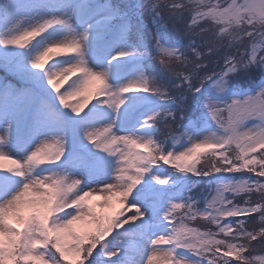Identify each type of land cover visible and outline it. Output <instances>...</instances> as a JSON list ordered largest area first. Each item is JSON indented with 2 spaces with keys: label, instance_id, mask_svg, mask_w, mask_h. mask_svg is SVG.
<instances>
[{
  "label": "snow or ice",
  "instance_id": "6c2138e0",
  "mask_svg": "<svg viewBox=\"0 0 264 264\" xmlns=\"http://www.w3.org/2000/svg\"><path fill=\"white\" fill-rule=\"evenodd\" d=\"M0 63V264H264V0H0Z\"/></svg>",
  "mask_w": 264,
  "mask_h": 264
},
{
  "label": "trees",
  "instance_id": "16d2710c",
  "mask_svg": "<svg viewBox=\"0 0 264 264\" xmlns=\"http://www.w3.org/2000/svg\"><path fill=\"white\" fill-rule=\"evenodd\" d=\"M112 2L117 3V4H121V3L127 4V3H132L133 0H112ZM167 2H171V0H167ZM145 20L147 21V17H145ZM163 23H166L168 25V28L173 33V35H175L177 37H184L186 43L188 42V40H190L189 39L190 35L177 33V32H179V30L175 31L176 30V24L187 23V17H185V19H183V20H171V19L167 18V14H166V20ZM197 31H198V29H194L193 32H197ZM197 37L199 38V36H197ZM205 39H208V37H205ZM196 41L199 44L204 40L196 39ZM233 49L235 50V48H233ZM201 51L205 52V56L203 57V62L206 64H209L210 70L214 68L216 71H220V67H222L223 63H224L223 57L225 55H227L226 54L227 50L224 48H220L217 52H215L211 56H209L207 54L206 48L202 47ZM217 65H219L220 67H218ZM202 75H203V73H202ZM8 83H11L12 85H15V86H21V81H20L19 77L17 76V74L15 72H13L7 65L0 63V85L8 84ZM173 94L174 95L176 94L175 91L173 92ZM183 107H184V113L183 114L188 116V117H191L193 119L197 118L201 113V108L198 105L197 101L192 98V94H189L188 101ZM179 115L180 114L178 113L177 114V121L175 124H172L171 120H169V124H171V126L173 128H179V124L181 123L179 120ZM161 128H162V131L165 133L168 131V129L166 127H164L163 125H161ZM165 167H168V166H165ZM193 180L197 181V178L193 177ZM213 187H214V185H213L210 178H199L197 186L195 188V194L198 198L201 195H207V193L209 191H211V189ZM254 199H255V197H254ZM189 226L200 227L201 230H206L209 227H213L203 220H197L194 223H190ZM213 230H214V228H213Z\"/></svg>",
  "mask_w": 264,
  "mask_h": 264
},
{
  "label": "rangeland",
  "instance_id": "374dc122",
  "mask_svg": "<svg viewBox=\"0 0 264 264\" xmlns=\"http://www.w3.org/2000/svg\"><path fill=\"white\" fill-rule=\"evenodd\" d=\"M177 30H179V32H177V33H182V34H185V35H190V37H189V39H199V40H204V41H208L209 43H213V46L215 47L216 45L214 44V42H213V37L211 36V34L210 33H205V34H203V35H196L195 33L196 32H193L194 31V29H189L188 27H187V23H178V24H176V30L175 31H177ZM173 31V30H172ZM183 31V32H182ZM197 36H199V38L197 37ZM205 37H208V39H205ZM220 49V48H219ZM233 53L235 52V50L234 49H232L231 50ZM227 53L226 54H228V51H226ZM73 79L75 78V77H72ZM67 87V83L62 87V89H61V91H63L64 90V88H66ZM94 102V101H93ZM69 103H75V99H72V100H70L69 101ZM90 106V105H89ZM87 109H85V111H86ZM225 118H227V113L225 112V113H223L222 114ZM133 211H134V209H133ZM126 215H128V216H131L132 215V211H128V212H126ZM131 243V242H130Z\"/></svg>",
  "mask_w": 264,
  "mask_h": 264
}]
</instances>
